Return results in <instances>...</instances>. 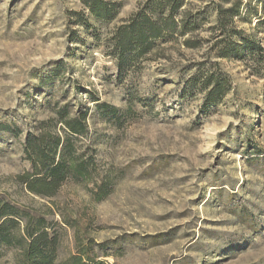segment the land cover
<instances>
[{
  "label": "rangeland",
  "instance_id": "obj_1",
  "mask_svg": "<svg viewBox=\"0 0 264 264\" xmlns=\"http://www.w3.org/2000/svg\"><path fill=\"white\" fill-rule=\"evenodd\" d=\"M107 1L111 21L81 0H0V201L45 215L58 264L81 242L102 264H264V60L218 57L213 4L185 0L207 13L197 46L159 44L120 72L108 39L147 0ZM248 2L236 25L264 54V0ZM202 62L229 79L219 103L188 84ZM65 106L89 111L72 140L92 175L42 197L18 179L24 143L42 128L65 137ZM0 264H19L17 250L0 247Z\"/></svg>",
  "mask_w": 264,
  "mask_h": 264
},
{
  "label": "trees",
  "instance_id": "obj_2",
  "mask_svg": "<svg viewBox=\"0 0 264 264\" xmlns=\"http://www.w3.org/2000/svg\"><path fill=\"white\" fill-rule=\"evenodd\" d=\"M81 1L89 15L98 20L111 21L118 13L115 2ZM210 1L216 13L215 23L210 30L216 39L213 47L217 50V56L263 61L261 45L244 35L236 25L237 20H244L243 15L250 13L251 3H244V0ZM184 3L185 0H147L139 11L117 28L108 39V44L120 72L131 68L159 44L176 42L188 35L191 37L184 40L185 46H197L199 42L193 38V34L205 23L207 13L205 10L197 13L182 10ZM74 14L78 16V22L87 25L85 15ZM205 65V62L199 64L188 84L203 91L206 103L213 105L224 99L231 85L227 76L218 69L205 68ZM58 113L65 137L52 134L47 128H42L38 134H29L24 143V154L30 163V170L18 176L25 189L47 198L54 197L66 181H84L92 175L91 158L78 154L72 140V136L86 134L89 111L71 117L65 106ZM59 245L60 233L44 214H35L9 201H0V247L16 249L19 264H58ZM90 246L81 242L77 253L59 264H102L90 256Z\"/></svg>",
  "mask_w": 264,
  "mask_h": 264
}]
</instances>
